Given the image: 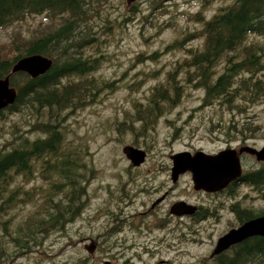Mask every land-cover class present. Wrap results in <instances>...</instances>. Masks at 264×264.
Instances as JSON below:
<instances>
[{"label":"rangeland","instance_id":"obj_1","mask_svg":"<svg viewBox=\"0 0 264 264\" xmlns=\"http://www.w3.org/2000/svg\"><path fill=\"white\" fill-rule=\"evenodd\" d=\"M136 1L141 10L133 17L130 5ZM155 1L104 0L101 5L91 7L93 24L100 25L104 17L112 21L110 31L87 47L88 53L107 55V60L93 74L99 80L116 79L117 87L106 88L93 101L62 112V141L81 150L76 165L71 168L90 177L85 211L76 214L65 231L49 232L28 253L19 255L14 251L10 260L3 263L1 258L0 264H98L104 260H110L111 264H200L195 256L208 244L200 245L199 241L223 235L230 226L228 222H234L226 211L227 203L221 215L204 221L198 230L189 229L183 220L167 218L160 207L149 211L150 204L166 191L175 192V202L202 196L194 190L190 172L172 181L170 155L197 150L217 153L245 144L264 146V95L249 100L235 94L238 95L235 101L241 104L240 111L231 112L225 103L203 104V90L190 84L182 88L175 105L166 104L158 112L155 122L136 118L145 114L142 108L149 105L151 86L172 69L176 60L185 57V48L200 44L199 39L187 36L188 31L200 24L186 21L180 11L200 10L209 19L223 4L222 1L203 4V0H159L151 8ZM60 20V16L51 17L44 12L0 27V54L9 51L7 45L14 38V47H20L18 39L27 40L52 31ZM157 23L162 25L160 29L155 27ZM179 41H182L180 48ZM153 51H158L155 60L144 56ZM230 100L231 103L233 99ZM137 108L140 113L136 112ZM48 118L49 115L43 119ZM34 119L31 111L24 109L0 120V147L20 132L13 124L23 129ZM233 127L242 132L234 131ZM125 145L143 149L147 159L139 166L132 165L122 151ZM243 159L249 162L246 166L251 171L264 164L249 156ZM38 181L43 183L41 178ZM256 196L257 192L249 186L239 185L235 197L242 207L264 213V198ZM31 211L34 212L31 203L21 206L15 203L0 215V249L12 250L13 246L7 242L8 233ZM43 216L39 213L38 217ZM5 219L7 233L1 225ZM117 219L124 220L109 229ZM40 237L41 233L37 240ZM88 239L100 243L94 254L83 247Z\"/></svg>","mask_w":264,"mask_h":264},{"label":"trees","instance_id":"obj_2","mask_svg":"<svg viewBox=\"0 0 264 264\" xmlns=\"http://www.w3.org/2000/svg\"><path fill=\"white\" fill-rule=\"evenodd\" d=\"M212 1L223 4L209 19L200 10L180 11L186 21L200 24L187 32V36L199 39L200 44L185 48V57L176 60L172 69L151 86L149 105L142 108L145 114L136 116L137 119L143 117L149 118L150 123L155 122L158 112L166 104L175 105L182 88L190 84L203 90V104L225 103L231 112L240 111V101H235L234 97L241 95L253 100L264 95V0H203L202 3ZM103 2L0 0V27L44 12L47 16L61 17L52 31L27 40L18 39L20 47H14V38L7 45L9 51L0 54V78L8 75L9 85L17 92L14 101L0 109V120L24 109L35 116L25 124L26 128L13 124L20 132L6 139L0 147V215L7 213L15 203L18 206L31 203L34 209L8 233L7 242L13 247L10 252L1 247L3 263L12 258L14 251L19 255L31 251L49 232L65 231L75 219L81 196L86 193L90 177L71 168L76 165L81 150L63 143L62 112L93 101L106 88L117 87L116 79L99 80L93 74L102 61L107 60V55L87 52V47L98 42L112 27L108 17H104L100 25L91 22L94 18L90 14L91 7ZM157 2L159 0L151 8ZM140 10L138 1L130 5L133 17ZM161 26L155 24L158 29ZM181 44L179 41L178 48ZM157 52L144 56L155 60ZM33 54L51 59L45 72L36 77L25 72L11 73L19 58ZM136 112L141 110L137 108ZM47 115L49 118L43 119ZM233 130L242 132L235 127ZM40 178L43 183L38 181ZM241 178L254 184L264 196V164ZM29 183L31 185L26 186ZM39 213L44 216L39 218ZM258 213L246 218L263 214ZM6 223V219L1 222L4 233L8 232ZM39 233L41 237L37 240ZM202 264H264V236L247 237Z\"/></svg>","mask_w":264,"mask_h":264},{"label":"water","instance_id":"obj_3","mask_svg":"<svg viewBox=\"0 0 264 264\" xmlns=\"http://www.w3.org/2000/svg\"><path fill=\"white\" fill-rule=\"evenodd\" d=\"M50 65L51 59L40 54H33L19 58L13 64L11 72L23 71L31 77H36L45 72ZM16 95V89L9 86V76L0 78V109L12 103ZM122 151L134 166L140 165L146 154L143 149L132 145H125ZM243 151L255 155L257 161L264 162V146L256 148L246 145L238 150L228 147L217 153H207L203 150H197L194 153L181 151L170 156L172 161L171 179L176 182L181 174L188 171L191 174L194 189L208 192L218 191L225 187L229 181L240 176L241 166L238 153ZM193 208L184 201H178L173 203L170 212L181 215L191 213ZM254 235L264 236V214L246 220L243 224L221 235L217 239L210 257ZM84 248L92 253L96 245L91 241ZM103 264H109V262L106 261Z\"/></svg>","mask_w":264,"mask_h":264},{"label":"flooded vegetation","instance_id":"obj_4","mask_svg":"<svg viewBox=\"0 0 264 264\" xmlns=\"http://www.w3.org/2000/svg\"><path fill=\"white\" fill-rule=\"evenodd\" d=\"M247 145H249V144H247ZM238 156L240 159V166H241L240 177H241L244 173L252 170V169L247 170L246 165L249 162H247L246 160L243 159L244 156L245 157L249 156V157L253 158L251 160H255V161H257V160H256L255 155L250 154L249 152H246V151L239 152ZM146 159H147V155L145 156L144 160H146ZM257 162H259V161H257ZM137 166H139V165H137ZM240 177L238 179L229 181L225 187H223L222 189H220L218 191L208 192V191H204V190L194 189L197 191L196 193L202 194V196L200 198H197V199L193 198L191 201L182 200L185 203L194 207L193 211L191 213H183L181 215H178V214L170 212L171 206L177 200V199L173 198L174 193H175L174 191L172 193H170L168 191L162 193L161 196L156 198L150 204V210H149V208H148V210L149 211H153V210L157 211L156 209L160 207L159 209L161 210V212L165 216H167V218L173 219L175 221L183 220L184 222H186V225L189 229L194 228V229L198 230L199 226L204 221H207L213 217H218L219 215H221L222 211L224 210L225 203H227L226 211L234 220V222H228L230 224V226H227V231H228L232 228H236L239 225L243 224L244 221H246V219H247L246 217H248L251 213L257 212V209H250V207H242L240 205L239 200H237L235 197L237 190L239 188V185L246 186V187L249 186L252 190L257 192V196H256L257 198H259V195L262 198H264V196L258 191V189L255 187L254 184L249 183L242 178L240 179ZM88 184H89V182H88ZM236 186H238V187L236 188ZM203 197H205V198H203ZM219 197L224 198V199H220L219 201L217 199H215V198H219ZM225 198H229V199L226 200ZM87 199H88V185L86 187V193L81 196V203L78 206L77 215H79L81 212L83 213L85 211V204H86ZM145 213L146 212H143L142 214H145ZM109 215L110 214H108V216ZM260 215H262V214H260ZM254 217H256V215L251 217V218H254ZM251 218H249V219H251ZM124 219H117L115 225L111 226L109 229L114 228L118 224V222H120ZM173 226H176V224H173ZM219 237L220 236H218L217 238H210V240L199 241L200 245L208 244V246L203 247V252H200L199 255L195 256V261L197 260L200 262V264H202L208 260H211L214 257V255H213V257H210L211 252H212V250L216 244V241ZM81 240H83V239H81ZM94 242L96 244V248H95L94 252L91 254H94L96 251H98V247H97L98 243L96 241H94ZM233 245H235V244H233ZM233 245H231V246H233ZM128 256L129 255H127L126 258ZM109 258L115 259V257H109ZM87 260H88V257H86L84 261L86 262ZM108 261L111 264V261L110 260H108ZM123 262H125V261H123ZM6 264H12V263H6ZM120 264H122V263H120Z\"/></svg>","mask_w":264,"mask_h":264}]
</instances>
